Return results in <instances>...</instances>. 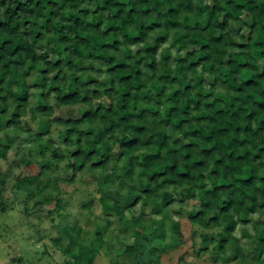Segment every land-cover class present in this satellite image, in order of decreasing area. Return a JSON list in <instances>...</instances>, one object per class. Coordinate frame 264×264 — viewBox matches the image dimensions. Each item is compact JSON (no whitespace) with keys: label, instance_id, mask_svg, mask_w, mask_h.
Masks as SVG:
<instances>
[{"label":"trees","instance_id":"16d2710c","mask_svg":"<svg viewBox=\"0 0 264 264\" xmlns=\"http://www.w3.org/2000/svg\"><path fill=\"white\" fill-rule=\"evenodd\" d=\"M13 138L26 216L66 215L60 167L98 194L81 203L100 206L88 242L58 225L61 264H93L113 222L158 264L183 219L216 230L192 255L211 244L243 263L247 239L264 264V0H0V164ZM118 252L112 264L137 246Z\"/></svg>","mask_w":264,"mask_h":264},{"label":"rangeland","instance_id":"374dc122","mask_svg":"<svg viewBox=\"0 0 264 264\" xmlns=\"http://www.w3.org/2000/svg\"><path fill=\"white\" fill-rule=\"evenodd\" d=\"M242 17L243 22L249 23V20L244 15ZM261 64L262 62L260 66ZM93 67L98 66L94 65ZM100 70L102 72L100 78L103 79L105 77V71L99 68L96 69L97 72ZM19 141V138L14 139L7 156L8 158L0 164L1 171L4 174L2 183L3 203L5 205V210L0 211V264H61L63 258L51 242V239L58 235V225L61 226L65 223L74 224L75 222L82 225L85 231V235H82V237L88 242L93 237L95 230V216L99 218L101 216L100 206L95 202L92 205L93 213H84L86 215L83 216L81 213L84 212V209L81 208V203L83 201H89L90 199L96 201L98 194L93 191V181L89 175L77 177L76 180L78 181L69 183L71 172L65 170L64 167H60L54 174L64 178V182L62 181L60 186L63 190L62 196L68 200V203H66V215L63 217H57L55 215L53 216L55 221H53L47 214V209H52V206H49L43 209L42 212L31 211L26 216L22 212V199L25 196L20 195V199L18 200L19 196L17 197L16 191L13 189L14 178L24 173L22 166L11 165L12 160L15 159L14 154ZM90 175L95 176V173ZM43 194L47 195L48 192H44ZM33 202V199H29L28 205H31ZM142 210V207L138 205L135 211H128L126 217L130 219L133 216H137ZM181 221L183 223L181 226L183 245L180 248L169 249V253L161 255L158 264H262L258 263L254 258V242L247 239H241L238 245L239 249L244 253L245 261L243 263H240L239 259L231 260L235 255V249L231 247L228 253L219 255L216 260L213 259L214 252L212 251L211 244H208L207 251L200 257L192 255L189 253L191 246H195L196 248L200 247L201 234H215L216 230H205L199 226L188 227L186 224L184 225V219ZM116 227V222H113L109 226V229L104 231V240H108L109 245L103 246L93 264H112L111 261L112 259L114 260L116 252H124L126 246L134 244L137 246L136 254L134 256L121 254L120 259L117 260L118 264H148V259L152 257L148 254L149 247L147 243L142 241V237L132 238L127 236L124 238L120 233L115 231ZM171 235L168 232L164 242L170 241ZM235 236L238 238L241 237L240 229L236 231ZM184 252L188 253H185L184 260L179 262L178 257Z\"/></svg>","mask_w":264,"mask_h":264}]
</instances>
